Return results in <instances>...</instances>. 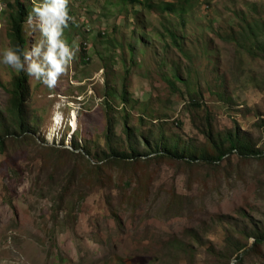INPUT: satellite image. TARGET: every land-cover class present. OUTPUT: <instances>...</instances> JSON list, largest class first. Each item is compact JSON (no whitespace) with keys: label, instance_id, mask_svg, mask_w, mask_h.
I'll list each match as a JSON object with an SVG mask.
<instances>
[{"label":"rangeland","instance_id":"rangeland-1","mask_svg":"<svg viewBox=\"0 0 264 264\" xmlns=\"http://www.w3.org/2000/svg\"><path fill=\"white\" fill-rule=\"evenodd\" d=\"M68 7L78 51L53 88L23 72L24 131L11 106L20 72L0 65V264H264V242L250 249L264 237V159L201 164L216 155L207 128L218 148L234 131L264 155V0ZM14 8L0 0V48ZM39 35L25 20V48ZM112 149L138 160L116 166ZM164 150L200 161L152 160Z\"/></svg>","mask_w":264,"mask_h":264},{"label":"clouds","instance_id":"clouds-1","mask_svg":"<svg viewBox=\"0 0 264 264\" xmlns=\"http://www.w3.org/2000/svg\"><path fill=\"white\" fill-rule=\"evenodd\" d=\"M31 11L27 14L29 28L39 31V37L30 48L10 44L0 48V65L10 67L14 72H25L48 88H53L57 78L78 51V43L68 42L64 30L75 18L70 14L69 0H28ZM86 26H83L85 29ZM60 113L53 120L59 124ZM229 264H237L232 257Z\"/></svg>","mask_w":264,"mask_h":264},{"label":"trees","instance_id":"trees-1","mask_svg":"<svg viewBox=\"0 0 264 264\" xmlns=\"http://www.w3.org/2000/svg\"><path fill=\"white\" fill-rule=\"evenodd\" d=\"M131 2H135V0H129ZM26 12L24 9L23 4L19 1L16 0V9L14 8V15L11 19V41L13 44H19L22 48H25L26 46V38L23 36V24L26 20ZM12 86L13 89L11 90V106L12 109L15 110V114L18 118V122L20 125L21 130L24 129L25 121H24V116L26 112L25 108V97L27 96L28 93V84H27V76L23 74V72H20L19 75L15 76L12 79ZM124 94V93H123ZM24 131V130H23ZM112 131L111 125L108 124L107 126V132ZM123 131L126 134L127 138H129L130 134H132L133 130L131 127L128 125V121L124 120L123 121ZM204 135L207 138V141L210 142L212 145L216 146V155H211V156H204L201 159V164L205 165V167L208 168H216L219 163H221L224 160H229L230 157L234 154H237L239 158L242 159H250V158H256V159H264L263 152L260 150H255L252 148H249L248 145L243 143L239 136L237 135L236 132L234 131H228L224 133L223 137L221 138L220 142L223 143L221 148H218V142H215L213 138V133L210 128L205 129L203 132ZM107 141L109 142L110 139L108 135L106 136ZM5 139V138H4ZM4 139H0V150H2L5 145L6 141ZM15 140V138H14ZM67 152L71 154H75L71 149H65ZM86 155H90L89 152L85 151ZM139 154L135 153L133 150L130 154V156H124L123 154H119L116 150L112 149V158L110 163L117 164L116 166H125L124 164H130L126 160H138L137 156ZM170 157L178 160H183L187 164H192L195 161H200L197 156H188L187 158H184V156H178L177 154H172L170 151L164 150L161 154L156 153L154 157H152V160H158L162 159L164 157ZM93 170L95 172L99 171L101 167L97 164H94L92 166ZM66 190L63 191L65 193ZM264 242V237H254V242L250 246V249H254L255 247L257 248L258 245L263 244ZM243 249V247H239L236 252H239ZM248 250L246 254L249 252ZM245 252V251H244ZM243 252V253H244ZM237 264H241V262L244 261L243 257H237L236 259Z\"/></svg>","mask_w":264,"mask_h":264},{"label":"bare ground","instance_id":"bare-ground-1","mask_svg":"<svg viewBox=\"0 0 264 264\" xmlns=\"http://www.w3.org/2000/svg\"><path fill=\"white\" fill-rule=\"evenodd\" d=\"M71 122H72V124H71ZM76 122H77V119L76 118H74L73 121H70V124H71L70 127L72 128L73 131L76 130Z\"/></svg>","mask_w":264,"mask_h":264},{"label":"built area","instance_id":"built-area-1","mask_svg":"<svg viewBox=\"0 0 264 264\" xmlns=\"http://www.w3.org/2000/svg\"><path fill=\"white\" fill-rule=\"evenodd\" d=\"M84 31L87 32V33H89V32H90V28L86 27V28L84 29Z\"/></svg>","mask_w":264,"mask_h":264}]
</instances>
